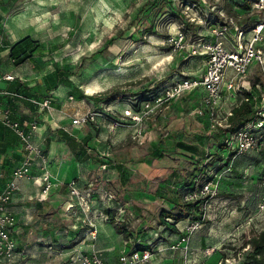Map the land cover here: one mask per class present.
Instances as JSON below:
<instances>
[{
    "label": "rangeland",
    "instance_id": "1",
    "mask_svg": "<svg viewBox=\"0 0 264 264\" xmlns=\"http://www.w3.org/2000/svg\"><path fill=\"white\" fill-rule=\"evenodd\" d=\"M182 1L0 0V35H7L11 30L18 32L11 40L28 38V51H31L35 64L42 68L39 74H44L52 88L55 87L56 68L68 73L70 84L63 87L73 98L67 99L70 105H78L82 93L84 104L81 106L89 107L87 112L115 110L120 118L128 106L122 101L125 97L144 89L163 88L182 74L196 75L200 71L201 58L187 57L184 48L174 50L175 42H178L182 31L185 35L182 46L186 48L187 44L209 36L211 29L199 21L201 9H184ZM202 1L210 12H215L216 6L221 5V0ZM160 7L164 8L163 12L159 11ZM172 8L184 9L189 22L195 20L196 25L192 24L198 27L199 37H194L183 23L172 18ZM140 11L144 21L136 19ZM221 14L237 23L224 10ZM146 26L151 28V32L145 31ZM251 74L249 83L263 86V69L255 67ZM96 96L109 101L102 100L97 105L92 100ZM187 96L177 97L169 102L168 107L157 110L140 134L133 133L134 125L126 120H121L123 124L119 128H110L108 122L100 119L97 126L92 125L97 129L90 125L82 128V132L90 130L95 136L91 144L96 147L92 149L96 153L93 157L96 168L93 181L100 184L99 191L102 187L110 190L122 203L126 194H133V201L127 206H117V210L119 218L125 217L128 229L138 236L137 243L143 245L169 243V238L175 240L178 236L158 231L160 215L169 210L167 205L151 197L158 182L165 178L174 180L176 172L186 176L199 163L205 164V155L219 154V148L210 135L212 124L209 120L205 124L203 119L192 115V109L198 104H191ZM181 139L195 148L192 154L167 151V147ZM159 141L163 142L164 156L146 161V155ZM262 152L264 143L257 151L258 154ZM257 153L256 150L250 151L231 164L238 172L246 169L250 174V156ZM113 162L124 164V191L115 180L117 175L110 172V167H102ZM229 174L223 173L218 194L208 202L209 212L204 227L199 234L190 236L195 238L194 247L204 238H207L209 246L200 253H193L188 243V249L180 248L173 255L163 249L164 254L156 259L158 264H241L242 252L249 251L247 245L244 249L242 245L263 227L264 217L255 211L251 174L242 179L235 172L232 176ZM74 213L54 216L51 229L44 236H41V228L33 230L30 240L17 249L16 258L6 264H78L79 255L92 252L101 254L111 263L120 249L127 250L133 244L125 243L124 236L117 235L102 212L98 214L96 225L93 223L95 226L86 229L71 226ZM185 222L178 224L181 226ZM155 233H159L158 236ZM216 238L221 244L210 245Z\"/></svg>",
    "mask_w": 264,
    "mask_h": 264
},
{
    "label": "built area",
    "instance_id": "2",
    "mask_svg": "<svg viewBox=\"0 0 264 264\" xmlns=\"http://www.w3.org/2000/svg\"><path fill=\"white\" fill-rule=\"evenodd\" d=\"M186 8L195 9V5L192 4L191 8ZM252 9L260 13V18L256 24L254 23L246 31L233 23L232 18L223 16L222 12L218 13H220L219 16L221 15L223 26L209 27L211 29L209 36L187 44L186 48L182 46L185 35L180 31L174 50L184 48L187 57L201 58L202 68L198 74H183L171 84L161 88L152 98L140 102L136 101L133 104L129 103L127 109L120 114V118L115 114V110H108V113L98 110L96 112H87L79 117L69 116L72 119V126H97L96 123L100 119L108 122L110 128H119L123 124L121 120H126L128 124L134 125L133 133L140 134L144 130L147 121L154 117L157 110L168 107L169 102L177 97L199 92L198 105L195 109H192L193 112L191 111V113L197 118L206 114L207 119L212 124L210 127L211 133L219 127H228L227 120L232 116V110L235 107L237 108L240 103L243 101L254 103L253 118L236 132L227 135L224 143L227 151L234 152V158L230 161V166L232 165L231 162L239 156H243L250 151L255 152V150L257 153L259 147L264 143V84L263 86L258 83L251 85L248 78L253 75L251 72L255 67L264 71V0H254ZM207 17L209 18L210 15ZM199 21L203 25L206 24V21L202 18ZM191 22L195 23V20H191ZM230 27L234 32L229 31ZM1 79L5 81L15 80L10 73L4 74ZM68 98L69 100L73 99L71 96ZM226 100L231 102L227 109L223 108ZM32 103L40 105L42 109H49L51 102L50 99L46 98L41 103L34 100H32ZM0 115L1 125L16 134L17 150L22 153L19 165L12 170L11 176L6 182L7 184L0 191V261L12 262L17 255V243L13 238L16 228V216L9 210L8 204L19 190L18 181L29 179L40 184L42 198H46L49 191L56 184H53L50 180V173L47 169L43 150L32 142L37 131V124L25 129L11 118L6 110L1 112ZM223 156L227 158V153L225 152ZM38 163L42 164L43 172L40 176L35 177L32 168H34V164ZM249 163L247 165L252 168L251 161ZM1 167L2 162L0 160V179L3 177ZM229 170L228 168L222 172H210V179L205 182L196 178L194 180V190L184 197L185 202L203 200L201 208L203 220L208 212L209 200L215 198L218 194V184L222 179L223 173L225 171L228 173ZM241 171L243 174L242 178L249 174L246 173V169ZM261 172L264 173V165L260 170ZM261 182L264 185V179ZM68 185L70 188L69 202L65 207V211L75 212L76 208H83L88 211L90 202L75 187V181H70ZM102 201V206L105 208L110 205L117 207L129 204L118 201L110 190L102 192ZM256 211L260 216L264 217V193L257 203ZM95 218H98V211L92 213L90 219L84 222L85 225L92 227V220ZM125 221V217H122L118 222ZM204 224L200 221H191L189 219L181 226L177 224L176 227L180 236L167 249L172 252L180 248L188 249L190 236L199 232L204 227ZM263 228L264 225L261 229ZM155 235L158 236V233H155ZM148 246L149 248L144 250L138 248L132 250L122 249L116 264H148L153 253L157 251V245L148 244ZM77 262L78 264H106L103 256L95 252L79 255Z\"/></svg>",
    "mask_w": 264,
    "mask_h": 264
},
{
    "label": "crops",
    "instance_id": "3",
    "mask_svg": "<svg viewBox=\"0 0 264 264\" xmlns=\"http://www.w3.org/2000/svg\"><path fill=\"white\" fill-rule=\"evenodd\" d=\"M1 22L2 19L0 18V23ZM14 33L18 35V32ZM14 33L10 30L7 35H0V113L6 110L11 118L17 121L25 129H28L31 125L37 124V131L32 142L43 150V154L46 157L47 169L50 173V180L53 184H56L49 191L48 196L42 198L40 184L29 179H21L18 181L19 190L9 202L8 208L13 212L14 216H16V228L15 233H13V238L17 243V249H19L23 242H28L30 240V237L34 234L33 230L36 231V229L41 228V232L43 233L41 236H44L46 232L51 229V221L54 219V216H65V213H67L65 207L69 202L70 188L68 183L70 181H75V187L82 195L86 196L90 202V209L88 211L83 208H76V214L74 213L71 217V226H78L80 229H86V227H88L84 222L87 219H90L94 211H98V214L101 213L102 202L100 198H102V192L106 190V188L103 189L102 187L101 191H99L100 184L94 182L92 177L93 172L96 171L93 161V157L96 153L92 151V149H96V147L91 146L95 140V136L93 137L90 130L82 132L84 126H72V119L69 117H79L85 114L89 110V107L81 106L84 104L82 103L83 100H79L78 105H70L71 103H68L67 99H69L68 97L71 95H68L67 90L63 87L65 85L57 83L55 78V87L52 88L53 86H51V84L44 78V74H39L40 70L42 72V68H39V65L35 64L33 57L21 65H15L10 54L12 53V47L20 40H11V38H15ZM39 56L44 59L42 55ZM8 73L15 78L14 81H5L1 79L4 74ZM14 89H17L19 94L21 92L26 93L29 99H23L21 96L12 94V90ZM197 94H199V92L187 96L191 99V104H194L195 102L198 104L199 95ZM43 98L50 99L51 103L49 109H42L40 105L32 103V100L38 102V100L40 101ZM230 104L231 102L229 100L224 101L223 108L227 109ZM97 105L99 104L97 103ZM203 120L206 124L207 120ZM89 136H91V138L87 140L85 146L86 152H84L79 142ZM69 138H73L76 141H72L73 144H69ZM76 154H79L81 159L84 154L89 157L83 161L81 159L77 160ZM21 159L22 153H19L17 150V138L15 137V134L5 129L0 123V160L2 162L1 171L3 174V177L0 179V191L5 184H7L6 182L10 178L12 170L19 165ZM113 163L123 164L121 162ZM107 165L110 167V172L117 175L115 170L112 169L113 167L110 164ZM107 165L103 164L102 167H106ZM33 167V175L35 177L40 176L43 172L42 164H34ZM255 173V169L252 168L250 173L251 176L255 175ZM174 177V180L177 182L183 176L176 172ZM117 179L118 175L115 180L117 181ZM165 179L159 181L158 184ZM82 186H84V188ZM252 191V193H254L252 200L255 199L254 205L257 206V203L264 193L263 183L258 181L254 184V189ZM125 196L126 199L124 202L130 204V202L133 201V194L128 193ZM256 196L257 198H255ZM151 197L154 200L167 205L166 202L155 197L153 193L151 194ZM167 207H169V205H167ZM208 218H210V216H208ZM96 219L97 218L92 220V223L95 225ZM212 228L213 226L211 229ZM196 233L199 234L200 231ZM179 236L180 234L177 236V239ZM177 239L175 238V240H171V238H169V243L170 241L172 243ZM194 239L193 236L189 242L190 248L193 253H200L201 250L208 245L207 238H204L203 240L201 239L196 247L193 245ZM34 241H36V239H34ZM169 243L168 241H165L164 243H155V245H157V251L153 253L148 264H158L156 259L164 254L162 251L163 249H166L169 255L177 253L178 250L172 252L167 249L170 245ZM217 244H221L220 240L217 238L210 242V245L212 246H216ZM121 250L122 249H120V251ZM120 251L116 254L111 263L103 257L105 263L116 264ZM16 252L18 251L16 250ZM0 264H6V262L2 260L0 261Z\"/></svg>",
    "mask_w": 264,
    "mask_h": 264
},
{
    "label": "trees",
    "instance_id": "4",
    "mask_svg": "<svg viewBox=\"0 0 264 264\" xmlns=\"http://www.w3.org/2000/svg\"><path fill=\"white\" fill-rule=\"evenodd\" d=\"M254 0H221V5L216 6L217 10L214 12H210V10L206 9V5L203 3L202 0H183L182 8L190 7L191 5H195V9H201L200 16L203 20L206 21V26L208 27H220L222 25L221 18L218 14L219 12H223V10L226 12L227 15L230 17H234L237 20V25L242 28L243 30H248L251 28V26L259 20L260 13L256 12V10L252 9V3ZM184 8V9H185ZM184 9H171L172 11V18L179 20L183 25L185 26V29L187 31H191L194 37L198 36V27L195 28L193 24L194 22H189V20L186 18V13L184 12ZM160 12L164 11L163 7H160ZM252 14V15H251ZM142 12L140 11L138 13V16L136 17L137 20H143L144 17L141 16ZM210 15L208 18L207 16ZM255 18H254V16ZM243 19V20H242ZM136 20V21H137ZM136 24L133 20L132 22ZM193 23V24H192ZM196 25V24H195ZM223 26V25H222ZM229 26V25H228ZM134 27V26H130ZM145 31L151 32V28L146 26ZM230 32H234L233 29L229 28ZM28 41V38H25L19 42H17L11 49V58L13 59V63L15 65H21L25 63L27 60L32 58L31 51H28V44L26 42ZM182 59L180 58V61ZM176 65V64H175ZM174 69V68H172ZM64 70L60 69L59 67L56 68V82L62 83L64 85H69L70 83L67 80L68 73L63 72ZM168 81V80H167ZM161 89V88H160ZM160 89L158 87L152 88L150 90L144 89L143 91L134 94L133 96L125 97L126 99H123L122 101H125L126 103L133 104L134 102H140L145 99L152 98L154 95H156ZM13 93L17 96H21L23 99H29L27 97L28 95L26 93H18L17 89L12 90ZM79 100H83L84 96L82 93L79 95ZM15 98V97H14ZM46 99V98H45ZM96 103H101L102 100L109 101V99L106 98H100L94 97L92 98ZM44 100L41 99L38 102H42ZM254 114V103L251 101L245 102L243 101L240 103L237 108L232 110V116H230L227 120L228 127L227 128H217L214 132H212L210 135L215 140L217 147L219 148V154L218 153H212L209 155H205L206 162L205 164H198L197 168H194L193 172H188L186 176L184 175L179 181L176 182V180H170L165 179L163 182H160L157 184V187L155 191L153 192V195L157 197L158 199L164 201L169 205V210L163 212L160 215L159 218V227L158 231L160 234L169 233L171 235H179V231L176 227V225L180 222H184L185 220L189 219L191 221H200L202 223L205 222V219L203 220L202 217V204L203 200L195 201V202H185L184 197L189 194L192 190H194V180L196 178L200 179V181L205 182L206 180L210 179L209 174L213 171L222 172L225 169H230L228 173L229 176L233 175V172H235L240 179H242V169L238 172L233 165L230 166V161L234 158V152H230L226 150L225 145V138L227 135L232 134L239 130L240 127L244 126L245 123L249 122L253 118ZM203 119H207V115L200 117ZM207 124V123H206ZM93 128H96L95 126L90 125ZM5 128V127H4ZM7 129V128H5ZM97 129V128H96ZM9 130V129H7ZM11 131V130H9ZM12 132V131H11ZM14 134V133H13ZM16 135V134H15ZM16 137V136H15ZM91 136L84 138L79 142L81 145V148L86 152L85 146L87 140H89ZM72 143V141H76L73 138L68 139ZM73 144V143H72ZM169 148L167 147V151H184L185 153H188L189 155L192 154L195 148L190 145H186L181 140H177L173 144H171ZM163 142L159 141L158 144L154 146V148L151 149V152H148L145 159L146 161H149L150 158H160L163 155ZM166 151V150H165ZM227 153V158H225L223 155L224 153ZM85 154L82 156V159L79 157V154H76L77 160H85L87 159ZM252 168L255 169L256 173L255 175H250L251 183L256 184L258 181H262L264 179V173H260V170L262 169L264 165V152L260 154H254V156H250ZM250 162V161H249ZM107 165V164H106ZM115 170V172L118 175L117 182L120 185V188L122 191H124V175H125V169L123 164L119 163H113L110 164ZM230 166V167H229ZM242 182V181H241ZM223 193V192H222ZM257 198V196L255 197ZM115 207V206H114ZM113 206L103 207L101 204V212L102 214H105V216L109 219L108 222L113 226L114 231L122 236H124V241L129 243H133L132 245H129V249L138 248L141 250L148 249V245H143L140 243H137L138 236H136L134 231H131L127 227V222H118L119 221V214H118V208ZM86 231L83 230V233ZM159 234V233H158ZM160 236V235H159ZM246 245L249 247V251H243L242 252V261L241 264H264V228L261 229L259 232L252 234L247 241L243 243V249L246 247Z\"/></svg>",
    "mask_w": 264,
    "mask_h": 264
}]
</instances>
